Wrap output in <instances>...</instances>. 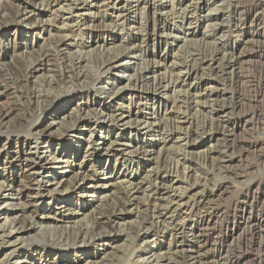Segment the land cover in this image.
Wrapping results in <instances>:
<instances>
[{"label": "rangeland", "instance_id": "rangeland-1", "mask_svg": "<svg viewBox=\"0 0 264 264\" xmlns=\"http://www.w3.org/2000/svg\"><path fill=\"white\" fill-rule=\"evenodd\" d=\"M6 1L0 11V16H2L0 18V29H9L10 36L16 28H21V32L16 31L15 37H7L8 39L0 49V81L6 87L3 93L0 94V105L6 110L12 111L10 117L4 120L5 125L0 126V131L2 130L0 139L2 144L7 143V152L12 155L19 141H34L33 137L28 135L33 133L32 128L34 126L37 127L43 122L50 123L52 122L51 118H57L56 123L50 127L49 132L44 133L39 138L46 141H56L57 137L60 136L58 124L60 118L67 114L66 109H78V104L81 105L79 108L82 109L84 105L92 102L94 95L91 86L86 84L75 85L76 87L68 84L67 87L70 88L65 86L66 89L62 84H57L56 88L55 84V87L53 86L55 90L51 94L53 102H47L39 107L33 104V101H31L32 94L36 90H43L48 93L47 86L41 83L47 80L48 76L46 75L48 74L43 67L38 70H36L37 67H32L30 69L33 77L32 84H26L22 76L26 69L25 64H27V60L31 59L30 54H35L38 50L46 51V46L48 45V48L52 47L53 42L57 40L59 35L54 33L55 40L46 41L45 27L60 26L61 17L59 15L61 16V13H55L52 17L54 23H49L51 17L44 13V10L35 9L34 24H37V19L40 20L38 25L41 27L38 31L41 34L38 33L40 36H37L35 41H32L30 37V41L25 45L24 29L28 26L16 23L14 15L18 4L22 3L24 5L27 0ZM194 2L196 0H190V10L194 15L191 16L192 20L190 19L193 23L191 24L192 27L189 28V33H187L188 37L184 39L183 36L186 33L179 28L175 34L181 37L172 45V50L169 51V56L175 54L176 62H187V65L197 72V78L195 77L193 84L199 86L198 97L195 100L194 97L189 99L192 108L186 110L188 112L187 119L190 125L192 123L188 128V130L192 128L189 130L193 135L191 138L192 146L188 150L183 146L184 142L174 141L164 147L160 143L158 144L156 140L150 143L154 151H158L160 147L163 148L162 161L164 163L159 164V167L161 168L162 165L167 171L174 173L170 174V177L164 181L165 183L162 182L158 185L159 188L164 189L165 194L160 199L157 196L158 199L154 202L152 198L147 199L142 191L137 195L136 205L123 209L126 201V196L122 192L124 177L121 174H116L117 172H112L114 163H111L108 167L104 165L103 160L106 159V154L102 153L101 148L94 144L90 150V148H86V142L83 141L84 146L80 150L75 168L83 161L84 151H89L90 156L88 155L83 161V170L89 175L87 180L91 184H105V187L99 189L101 193L99 200L98 198L94 200L91 196L82 198L83 201H86L84 202L86 204L85 209L78 210L82 201L75 204L78 214L69 215L71 219L59 217L57 224H55L56 230L52 233L54 237H51V233H49V237L40 239L37 244H31L33 240L30 241L31 243L27 241L22 244L26 247V250L32 247L37 248L40 254L43 255L40 259L43 263L63 264L59 262V258L65 256L78 259L79 264H89L90 262L92 264H264V229L262 237L256 235L252 237V231H258V228L245 223L240 226V230L234 237H230L232 225L237 220L239 222V218L244 211L241 201L247 188L251 187V193L255 194L257 199L253 206L254 210L246 209V216L251 211H253L252 214L256 213L254 215L264 216V98L263 100L261 98V91H264V0H209L203 12L198 13L194 12ZM101 9L100 11L103 13L105 9ZM134 11V8L130 10L129 13L132 15H129L128 23L143 22L140 18L142 15H139L140 12ZM62 14L68 16L66 12ZM105 14L110 17L109 12ZM256 15L257 18L253 21ZM174 17V20L177 21L178 15ZM171 19L172 17L168 21L171 22ZM201 19H204L205 23L201 25L198 22L196 23ZM109 23L112 24L114 21L110 22V19H108L104 24ZM66 26H74V24L69 23ZM252 29H258L261 35L253 37L250 32ZM204 32L207 34H204ZM18 35L23 36V38H18ZM100 36L102 42L106 44L105 49L111 50V53H116L115 50L118 48L117 53H119L122 49L128 47L125 44L123 45L124 42H122L128 35H124V33L117 30H113L109 35ZM131 38H133V35H131ZM74 39L75 37H68L67 41L72 42ZM140 42L141 39L138 43ZM121 46L124 48H121ZM252 54L253 56L249 57ZM89 56L92 57V55ZM160 56L162 57L163 54H160ZM163 58L168 64L172 61V57L168 58L166 56V58ZM51 61L54 62V64L52 62L53 65H58L59 60L56 57H53ZM98 63H100V59L96 64ZM96 64L93 63L92 66ZM106 73L98 74L95 77L92 72H90L92 75H88L93 76L94 79L96 78V81H103L108 78L120 80L122 82L120 86L126 84V76L122 79L118 77L121 75L120 70ZM184 90L181 92V97L185 96ZM85 91H90V96H87L84 100H78L77 97H80ZM72 99L73 102L69 106L70 108H65L67 101H72ZM117 104L113 108L114 111L115 108L119 107V104L121 105L120 101ZM62 109H65L62 115L56 114L57 110ZM125 110L126 108H121L119 111L125 112ZM119 111L114 114H118ZM75 112L74 115H78ZM189 116H192L191 119ZM64 120L65 122L69 121L68 118ZM133 129L134 126L122 128L118 124H113L107 129V136L105 134L103 137H107L108 143L114 142V146L126 144L131 135L129 130ZM135 130L136 128L134 132ZM87 131L88 129L84 128L81 131V136L79 134L74 137L75 139L73 138L75 141L70 139L69 135L62 134L63 145L76 148V142L80 138L82 140L89 137ZM35 138L38 137L35 136ZM56 149V144H53L49 152H54ZM43 152L44 149L38 150L35 158L41 156L43 158V155H41ZM155 154L153 153L151 156L148 154L147 157H141L140 161L138 160L140 162V174L135 184L140 188V191L146 188V183L150 180H152L151 184L154 185L152 174L155 167H157L156 165L153 166ZM69 156L72 161L75 160L74 155L70 154ZM177 158L179 165L176 170L175 160ZM127 159L129 160L128 157ZM179 161L181 163L183 161V163L181 164ZM125 164H127L126 161ZM4 167L8 168V165L6 164ZM61 167L63 165L53 167L47 162H42L38 164L36 170L48 172L46 174L51 175L52 178L53 174L61 175L60 172L63 171ZM100 170H104L105 174L113 173L114 177L108 178L109 175H100ZM66 173L68 174H66L67 177L71 175V173ZM5 174H7L6 171ZM19 174L20 171L16 170L11 174H7V176H17L16 179H18ZM0 175L2 176L1 167ZM180 177L182 178L180 179ZM170 184H173L172 189ZM40 185L39 192H42L44 187L51 186L50 184L45 185V183ZM67 195V193H64L54 199L58 200L59 203L61 200L59 197L67 198ZM210 195L212 197L209 198ZM50 201L51 198L47 196H39V206L42 207L38 206V214L34 215L35 221L44 220L40 218L42 208H46ZM53 204L54 201L51 203L54 207ZM149 204L150 206H147ZM4 209V207H0V212ZM70 209L74 210L73 208ZM96 217L102 219L104 225L102 224L101 227L103 230L100 226L97 229L94 227L92 222ZM2 218L0 217V219ZM25 218H27V222L32 221L29 216ZM114 219H116L114 224L120 226L118 229L117 227L110 228V223ZM46 222L52 223V219ZM69 227H79L78 230L80 229L79 231L82 233L86 231L87 236L85 239L88 240H86L87 243L85 242V244L75 249L70 247L66 250L58 237L61 228L68 229ZM86 228L90 230L88 231ZM190 228H193L194 231ZM118 230L122 234H118L116 237L112 236V240L98 241L102 239L98 235L107 233V231L115 232L112 233V235H115ZM33 234L31 233V235ZM90 235L95 241L94 244H92L93 239L91 242L89 241L91 239ZM213 242L218 244V248L220 245L221 252L213 247ZM10 250L11 248L4 246L3 241L0 239V261L2 260L0 264H11L12 260L8 261V258L3 257L4 254H9ZM152 254H155V258L156 256L158 258L154 260L155 263L141 260L143 257L148 258ZM37 260L39 261L38 257Z\"/></svg>", "mask_w": 264, "mask_h": 264}, {"label": "bare ground", "instance_id": "bare-ground-1", "mask_svg": "<svg viewBox=\"0 0 264 264\" xmlns=\"http://www.w3.org/2000/svg\"><path fill=\"white\" fill-rule=\"evenodd\" d=\"M6 2V0H0V11ZM25 2L26 3H24V5H22V3L18 4L14 15L16 23L28 26L24 29L25 45H27L28 41H30V37L32 38V41H35L36 37L41 34L38 31L41 27L38 25L40 20L37 19V24H34V12L36 10H44V13H47L51 17L50 21H48L49 23H54L52 21V17L55 13H61V16L59 15V17H61L60 22L61 25H63L45 27V34L47 35L46 41L54 39L55 34L59 35L57 36V40L54 39L55 42H53L54 44L52 43V47L50 46V48H48L47 45L46 51L38 50L37 53L30 54L29 57H31V59L27 60V64H25L26 69L22 76L24 77L26 84H32L31 81L33 77L30 70L32 67H37L36 70L43 67L48 74L46 75L48 76L46 78L47 80L44 81L42 79L44 82H41L47 86L48 93L43 90H36V92L32 94L31 101H33V104L36 107H39L47 102H53L51 94L52 91L55 90L53 88L55 84L56 88L57 84H62L64 87H67L68 84L69 86L86 84L91 86L94 95L92 102L84 105L82 109L79 108L81 106L80 104L77 105L78 109L73 108L76 112L73 109H66L65 112L67 114L60 118L61 120L58 124L60 136L57 137L56 141L41 140L39 137L44 133L49 132L50 127L56 123L55 120H57V118H51L52 122L50 123L43 122L37 125V127L34 126L32 128L33 133L28 134L33 137L34 141H19L15 152L12 155L7 152V143L2 144L0 139V167L2 168V176L0 175V207H4L6 209L0 212V217H3L0 219V239L3 241L4 246L11 248L9 254L7 253L2 255L3 257L8 258V261L12 260L11 264H45L42 260H40L43 255L40 254L37 248L32 247L31 249L26 250V247L22 244L32 240V243L30 242L31 244H37V242H40V239L49 237V233H51V237H54L52 236V233L56 230L55 224H57L56 222L59 220V217L71 219V216L69 217V215L78 214V210L86 208V204L84 203L86 201H83L82 198L91 196L94 200L96 198L99 200L101 194L99 189L105 187V184H91L87 180L89 175L83 170V161L90 154L88 153L89 151H84L85 156L83 157V161L75 168V163L80 156V150L82 146H84L83 141L84 143L86 142V148H90V150L94 144H96L95 146L98 148H101L102 153L106 154V159L103 160L104 165L108 167L111 163H114L112 172H117L116 174H121L122 177H124L125 181H123V191L122 189L121 191L124 192L123 195L126 196V201L124 202L125 205H123V209L136 205L135 200L137 199V195L140 192L142 193V191L147 199L152 198L154 202L165 194L164 189L159 188L160 186L158 187V185L169 178L170 174L172 175L174 173L167 171V169L162 167V165L161 168L164 169L159 167V164L163 162V148L161 149L160 147L158 151H154L150 143L156 140L158 144L160 143L164 147L174 141L184 142L183 146L188 150L192 146L191 138L193 135L189 131L192 128L188 130L192 123L190 125L187 119V111L192 108L190 107L191 103L189 104V99L194 97L193 99L195 100V98L198 97L197 94L199 86L193 84L197 72L195 69L190 68L187 65V62H176L177 58L175 59V54L174 56H169V51L172 50V45L175 44L181 37L175 34L179 28L182 32L184 31L186 33L183 36L184 39L188 37L187 33H189V28L192 27L191 24L193 23H191V16L194 14H192L190 10V0H27ZM194 3V12L198 13L201 11L203 12V9L209 3V0H196ZM101 8L105 9L103 13L100 11ZM132 8H134V12H140L139 15H142L140 18H142L141 20H143V22L128 23V20L130 19L129 15H132L129 12ZM64 12H66L68 16H64V14H62ZM106 12L110 13V17L105 14ZM174 16L178 18L177 21L174 20ZM170 17H172L171 22L168 21ZM0 18H2V16H0ZM255 18H257V15L253 18V21L256 20ZM108 19H110V22L114 21V23L104 24L108 21ZM197 22L201 25L202 23H205V20L201 19L196 21V23ZM69 23H71V25L74 24V26H66ZM8 30L9 29H0V49L2 48L3 43L10 36L15 37L16 31L21 32V28H16L9 36ZM113 30L122 32L124 35H128V37L122 41L124 42L123 45L125 44V46L128 47L124 50L122 49L119 53H117L119 48L115 50L116 53L113 52L114 50L112 51L113 53H111V50L105 49L106 44H104L101 40L100 35H109L113 32ZM250 32L253 37L261 35V32H259L258 29H252ZM204 34L207 33L204 32ZM131 35H133V38H131ZM68 37H75V39L74 41L69 42L70 40L67 41ZM18 38H23V36L18 35ZM139 39H141L140 43H138ZM121 48L124 47L121 46ZM159 53L163 54V56L161 57ZM89 55H92V57ZM166 56L168 58L172 57V61L169 64L166 63L163 58H166ZM252 56L253 54L249 57ZM53 57H56L59 60V62H57L58 65H53L54 59L51 61ZM98 58L100 59V63L96 64L99 60ZM93 63L96 65L92 66ZM116 70H120L121 75L118 76L120 79L126 76L125 85L120 86L122 82L116 79L111 80L106 78L103 81H96V78H92L98 74L114 72ZM90 72L94 73L92 77L88 75ZM5 88V85L0 81V94L3 93ZM183 89H185V96L181 97ZM85 93L81 94V96L77 97V99L84 100L87 96H90V91H85ZM263 94L264 91H261L262 100L264 98ZM208 95L207 97L209 98ZM118 101L121 103V105L119 104V107L126 108L125 112H120L119 110L121 108L119 107L115 108L114 111L113 108L118 105ZM72 102L73 99L72 101H67L65 108L71 106ZM64 110L65 109L60 111L57 110L56 114L58 113L59 115H62ZM116 111H119V113L114 114ZM10 112L12 111L8 109L6 110L0 105V126H2V124L5 125L4 120L7 117H10ZM74 112L78 113V115H74ZM66 118H68V122H65L64 119ZM113 124H118V126L122 128L126 126H134V129L136 128L135 132L134 129L129 130L131 135L130 139L127 140L128 143L116 146L113 145L114 142L108 143V140L106 139L108 132L107 129ZM84 128L88 129L87 132L89 137L86 139L83 138L82 140L80 138L76 142V148H69L63 145L64 142L61 139L62 134L69 135L68 137L73 139L76 135L80 134L81 136V131ZM1 131L0 133H2ZM105 134L106 136L103 137ZM35 136L38 138H35ZM138 137H140L139 141ZM135 140L137 141L135 142ZM53 144H56L57 149L50 153L49 149ZM40 149H44V154H41L43 155V158L41 156L36 159L35 156H37L36 154ZM153 153H156L154 156L153 166H157L153 170L154 173L152 172L154 185L151 184L152 180H150L146 183V188L140 191V188L137 184H135L136 180L139 178L138 175L140 174L139 161L141 157H147L148 154L151 156ZM70 154L74 155V161L71 160L72 158L69 156ZM177 160L178 158L175 160L176 170L179 165ZM125 161L127 164H125ZM42 162H47L53 167L63 165V167H61V169L63 168V171L60 172L61 175L58 176L57 174H53V177L51 178V175L46 174L48 172H40L39 170H36L38 164H41ZM6 164L8 165V168L4 167ZM16 170L20 171L18 179H16L17 176H7V174H11ZM5 171L7 174H5ZM66 172L71 173V175L67 177L68 174ZM99 173L103 176L109 175L108 178L114 177L113 173L105 174L104 170H100ZM181 178L182 177H180V179ZM41 183H45V185L50 184L51 186L44 187L43 191L39 192ZM170 185L172 189L173 184ZM250 188H247L246 194L242 196L241 206L244 208V211L239 218V222L237 220L234 224L232 223L231 238L237 234L240 230V226L245 223L257 226L258 231H252V237L255 235L262 237V231L264 229V216L259 214L254 215L256 213L252 214L253 211H251V213H247L246 216V209L254 210L253 206L255 200L257 199L255 194L253 195L251 193L252 189ZM64 193H67L68 197L61 198L60 196L59 198L61 200L58 203V200L54 198H58V195ZM39 196H47L51 198V201L46 208H42L40 218L44 220L35 221L34 215H36V213L38 214V206L40 205ZM157 196L158 198H156ZM210 197H212V195H210L209 198ZM53 201L54 207L51 205ZM79 201H82V204L79 205L80 209L76 211L77 208L75 207L77 206H75V204H79ZM57 205H59V207H57ZM147 206H150V204ZM70 208H73L74 210H71ZM27 216L32 219L31 222L26 221L27 218L25 217ZM100 218L96 217L94 222H92L96 229L99 226L101 227L103 224V221H101L102 219ZM50 219H52V223L46 222ZM115 220L116 219L110 223V228L112 229L115 227L118 229V227H120L117 226L119 224H114ZM89 223L91 226L90 220ZM78 228L79 227H69L68 229H60L58 238L61 243H63L66 250L70 247L75 249L76 247H80L85 244L87 240L85 239L87 236L85 233L86 231L82 233L79 231L80 229L78 230ZM95 228L93 229L95 230ZM86 229L88 230V228ZM190 229L194 231L193 228ZM119 230L115 235H112V233L115 232L110 231L98 235L99 238H102H98V241L112 240V236L116 237L118 234H122ZM31 233H34V236L31 235ZM91 237L92 236L90 235V238ZM92 239L93 238L89 241L91 242ZM94 242L95 241L93 239L92 244H94ZM20 244L21 246H19ZM212 245L214 248H217V251L221 252L220 245L219 248L217 247L218 244L215 242H213ZM12 256L13 258L11 259ZM37 257L39 261L37 260ZM156 258L155 254H152L149 255L148 258L143 257L141 260L151 263L154 262ZM59 262L63 264H79L78 259H72L65 256H61L59 258ZM89 264L92 263L90 262Z\"/></svg>", "mask_w": 264, "mask_h": 264}]
</instances>
